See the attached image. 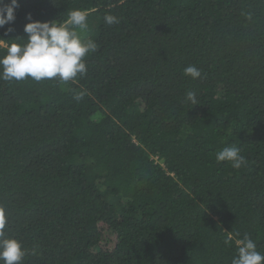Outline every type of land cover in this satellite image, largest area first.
<instances>
[{"label":"trees","instance_id":"1","mask_svg":"<svg viewBox=\"0 0 264 264\" xmlns=\"http://www.w3.org/2000/svg\"><path fill=\"white\" fill-rule=\"evenodd\" d=\"M18 4L0 38L79 9L98 46L67 83L0 80V207L23 264H231L245 234L264 253V0ZM232 145L240 169L215 159Z\"/></svg>","mask_w":264,"mask_h":264},{"label":"clouds","instance_id":"2","mask_svg":"<svg viewBox=\"0 0 264 264\" xmlns=\"http://www.w3.org/2000/svg\"><path fill=\"white\" fill-rule=\"evenodd\" d=\"M19 7L18 0H0V28L15 22V9ZM23 31L26 34L23 43L15 39L0 38V80L23 81L31 78L36 82L42 80H58L65 83L83 76L87 72L85 57L97 50V44L91 40H83L77 29L86 31L88 28L87 13L72 10L63 22L32 20L31 14L26 15ZM104 22L108 25L120 21L114 15L106 14ZM13 31L5 29V35ZM11 41V42H10ZM184 75L197 79L201 71L195 65L184 68ZM83 93H76L74 99L80 100ZM187 101L197 104L195 93L188 91ZM217 162H230L234 169L246 166V159L240 149L234 145L225 146L216 153ZM7 217L0 207V264H23L26 251L20 241L6 235ZM227 243V241H226ZM236 255L231 264H264V253L257 250V243L245 234L236 239Z\"/></svg>","mask_w":264,"mask_h":264}]
</instances>
